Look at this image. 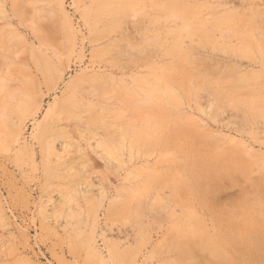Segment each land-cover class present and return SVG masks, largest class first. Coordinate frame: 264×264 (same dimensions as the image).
Listing matches in <instances>:
<instances>
[{
    "label": "rangeland",
    "instance_id": "obj_1",
    "mask_svg": "<svg viewBox=\"0 0 264 264\" xmlns=\"http://www.w3.org/2000/svg\"><path fill=\"white\" fill-rule=\"evenodd\" d=\"M263 224L264 0H0V264H264Z\"/></svg>",
    "mask_w": 264,
    "mask_h": 264
},
{
    "label": "bare ground",
    "instance_id": "obj_2",
    "mask_svg": "<svg viewBox=\"0 0 264 264\" xmlns=\"http://www.w3.org/2000/svg\"><path fill=\"white\" fill-rule=\"evenodd\" d=\"M93 12V11H92ZM104 88H105V86H104ZM105 89H107V87L105 88ZM85 91V90H84ZM108 90H105V92H107ZM109 92H107V94H108ZM114 93V92H113ZM100 105V104H99ZM92 110V109H91ZM119 117H120V115H119ZM109 122H110V119H109ZM127 130V129H126ZM120 134V133H119ZM119 134H117L116 135V137L117 136H119ZM121 134H123V133H121ZM123 136V135H122ZM118 138H120V136L118 137ZM103 145V144H102ZM225 169V168H224ZM223 190V189H222ZM240 200V199H239ZM244 202V201H243ZM130 203V202H129ZM157 203V202H156ZM252 203V202H251ZM243 205H244V203H243ZM130 207V206H129ZM250 207V206H249ZM128 211V210H127ZM125 212V211H124ZM124 214V213H123ZM258 219V218H257ZM248 220V219H247ZM255 220V219H254ZM259 220H261V218L259 219ZM249 222V221H248ZM240 223V222H239ZM250 224V223H249ZM244 225V224H243ZM246 225V224H245ZM264 225V224H263ZM242 226V225H241ZM249 226V225H248ZM247 226V227H248ZM251 227V226H250ZM250 234V233H249ZM248 242H249V240H248ZM214 246V245H213ZM195 251V250H194Z\"/></svg>",
    "mask_w": 264,
    "mask_h": 264
}]
</instances>
